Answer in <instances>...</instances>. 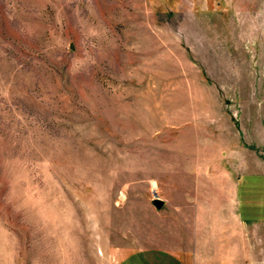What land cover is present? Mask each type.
Here are the masks:
<instances>
[{
    "label": "rangeland",
    "instance_id": "374dc122",
    "mask_svg": "<svg viewBox=\"0 0 264 264\" xmlns=\"http://www.w3.org/2000/svg\"><path fill=\"white\" fill-rule=\"evenodd\" d=\"M0 264H264V0H0Z\"/></svg>",
    "mask_w": 264,
    "mask_h": 264
},
{
    "label": "water",
    "instance_id": "95a60500",
    "mask_svg": "<svg viewBox=\"0 0 264 264\" xmlns=\"http://www.w3.org/2000/svg\"><path fill=\"white\" fill-rule=\"evenodd\" d=\"M153 204H154L156 209H161L164 202L160 199H154Z\"/></svg>",
    "mask_w": 264,
    "mask_h": 264
},
{
    "label": "crops",
    "instance_id": "0c3cea01",
    "mask_svg": "<svg viewBox=\"0 0 264 264\" xmlns=\"http://www.w3.org/2000/svg\"><path fill=\"white\" fill-rule=\"evenodd\" d=\"M243 211H248V210L247 209L246 210L244 209Z\"/></svg>",
    "mask_w": 264,
    "mask_h": 264
},
{
    "label": "bare ground",
    "instance_id": "6f19581e",
    "mask_svg": "<svg viewBox=\"0 0 264 264\" xmlns=\"http://www.w3.org/2000/svg\"><path fill=\"white\" fill-rule=\"evenodd\" d=\"M174 157V156H173Z\"/></svg>",
    "mask_w": 264,
    "mask_h": 264
}]
</instances>
